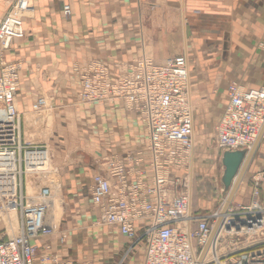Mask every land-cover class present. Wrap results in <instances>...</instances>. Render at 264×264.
I'll use <instances>...</instances> for the list:
<instances>
[{
	"label": "crops",
	"instance_id": "obj_1",
	"mask_svg": "<svg viewBox=\"0 0 264 264\" xmlns=\"http://www.w3.org/2000/svg\"><path fill=\"white\" fill-rule=\"evenodd\" d=\"M13 1L0 0V19ZM65 5L71 6L69 17ZM24 29L25 37L4 55L20 65L23 142L49 146L71 208L59 233L44 246L74 264H120L126 256L123 264H128L139 246L143 259V243L119 233V254L109 262L108 246H102L107 235L96 243L103 226L97 224L100 209L92 202L91 187L95 175H108L111 161H122L128 169L147 167L145 126L121 101L79 103L81 71L98 61L117 79L144 56L160 64L186 55L195 127L203 135L216 133L232 83L246 90L264 88V0H34ZM43 97L49 108L41 119L32 106ZM262 171L264 133L235 193L234 210L251 204L253 177ZM259 201L264 208V184ZM220 203L198 201L193 214L211 216Z\"/></svg>",
	"mask_w": 264,
	"mask_h": 264
},
{
	"label": "built area",
	"instance_id": "obj_2",
	"mask_svg": "<svg viewBox=\"0 0 264 264\" xmlns=\"http://www.w3.org/2000/svg\"><path fill=\"white\" fill-rule=\"evenodd\" d=\"M33 1H13L0 19V113L5 117L0 119V218L15 212L19 221V234L10 237L9 226L0 219V264H74L49 253L48 244L44 246L60 231L48 219L51 190H41L40 203L27 197L28 175L49 174L52 155L46 147L21 139L22 114L17 105L20 65L4 57L15 41L25 37L24 12L33 11ZM63 13L69 17L71 6L65 5ZM80 75L77 101H121L144 124L150 155L143 171L114 160L107 176L93 177L91 199L100 209L97 224L115 228L129 241L143 243L141 264H264V208L259 201L264 171L253 177L251 204L236 210L230 206L224 215L227 223L234 221L235 226L224 230L217 245L230 237L238 240L225 242L217 259L202 261L213 228L223 215L220 210L195 217L192 211L195 118L188 57L181 55L159 64L144 56L117 79L105 64L93 61ZM228 96L216 126L215 145L222 154L250 151L264 127V88L246 90L232 83ZM46 108L48 99L44 97L32 106L36 113Z\"/></svg>",
	"mask_w": 264,
	"mask_h": 264
},
{
	"label": "rangeland",
	"instance_id": "obj_3",
	"mask_svg": "<svg viewBox=\"0 0 264 264\" xmlns=\"http://www.w3.org/2000/svg\"><path fill=\"white\" fill-rule=\"evenodd\" d=\"M24 15L26 19L29 16H31V13L24 12ZM48 108H49V101H48ZM45 110H47V108ZM44 111L36 113L35 116L44 119L45 118ZM194 118L196 122L197 121L196 110H194ZM2 119H3L2 121L5 120V118ZM200 130L201 129L195 127L196 133L194 138V157L190 169L191 204L193 207L194 204L198 203V201L201 200L205 202L221 201L220 205L217 206V211H220L222 209V205L225 200V197H223L222 195L223 185L221 182V177L223 175V170H224L221 162L222 153L220 150L217 149L215 145V136H216L215 130L213 129L209 131V135H203L204 132H201ZM2 134L3 133H0V135ZM8 134H12V132H9ZM20 135L23 141L22 127L20 131ZM29 145L36 147H47V145L38 142H33L32 144ZM47 149L50 151L52 155V162L50 164L49 174H47L46 176L40 174L28 175L26 179V194L30 201H33L34 203H40L41 200L39 199V195L41 193V190L45 187L51 190L52 196L47 198V203L49 206L48 219L56 223L60 229L66 215L71 213V208L66 205L63 197V191L61 189V178L58 173L57 167L53 163L54 155L51 152L49 146L47 147ZM202 178H206V180L203 181ZM199 190L200 191L202 190L203 193L199 194ZM234 226H235L234 221H231V224H228L226 221L225 227L221 231V234L224 232L226 228L229 229L230 227H234ZM99 231H100V237L96 239L97 241L96 243H98V240L102 239L104 235L105 236L107 235L109 239L108 244L102 246L103 247L108 246L107 247L108 250L106 249L107 250L106 255L111 257V258L109 257V262H113V260H115L117 258V255L119 254V232L115 228L108 229L106 227L99 228ZM8 234L10 237H12V235L18 234V230L15 231L14 234H12L11 232H9ZM237 240L238 238L236 237H230L227 238L226 241H223L224 243L220 242L219 245L216 244V252L218 253V256L222 254L223 246L226 245L225 242H231L229 244H234V241L236 242ZM121 246L125 247L127 245L124 244ZM142 252H143L142 246H139L136 255L128 264H141ZM103 255L101 254V256ZM95 256L96 255L93 254L92 258H94ZM211 258L212 255L210 256V259Z\"/></svg>",
	"mask_w": 264,
	"mask_h": 264
},
{
	"label": "water",
	"instance_id": "obj_4",
	"mask_svg": "<svg viewBox=\"0 0 264 264\" xmlns=\"http://www.w3.org/2000/svg\"><path fill=\"white\" fill-rule=\"evenodd\" d=\"M264 133V127L260 134V137L257 141V143L254 145V147L250 150H241V151H235L230 152L226 151L221 156V162L223 166V175L221 177V182L223 185L222 195L223 197H227V201L225 205L222 208V215H225L229 205L232 202L233 196L235 195L239 184L241 183L247 168L251 162V159L260 143V140ZM221 218H219L213 228V232L211 237L216 232L219 224H220ZM207 248V247H206ZM206 250V249H205ZM204 250V252H205ZM203 252V254H204ZM203 254L201 258H203Z\"/></svg>",
	"mask_w": 264,
	"mask_h": 264
},
{
	"label": "bare ground",
	"instance_id": "obj_5",
	"mask_svg": "<svg viewBox=\"0 0 264 264\" xmlns=\"http://www.w3.org/2000/svg\"><path fill=\"white\" fill-rule=\"evenodd\" d=\"M189 58V57H188ZM191 76V75H190ZM2 118H5L4 117V113H0V119L1 121L3 120ZM30 124V123H29ZM196 133V131H195ZM195 138V137H194ZM30 175V174H29ZM31 185V184H30ZM30 196V194H29ZM235 196V195H234ZM234 196H233V199H234ZM227 197H225V200L223 202V205H222V208L223 206L225 205L226 201H227ZM232 199V201H233ZM232 203V202H231ZM231 205V204H230ZM229 205V207H230ZM228 207V208H229ZM222 210V209H221ZM228 210V209H227ZM3 220V222L9 226V229L8 231L11 232L12 234H14L15 231L18 230V234H19V227H18V224H19V221L17 220V217H16V214L15 212H8L7 214L4 213L1 218ZM225 224H226V221L224 220V215L221 216V221H220V224L216 230V232L214 233V235L210 238V241L208 243V246L203 254V260L202 261H209L210 259V256L212 255V258L211 259H217L218 258V253L216 252V244H217V240L221 234V231L223 230V228L225 227ZM8 232V233H9ZM17 234V235H18ZM9 235V234H8ZM13 236V235H12Z\"/></svg>",
	"mask_w": 264,
	"mask_h": 264
}]
</instances>
